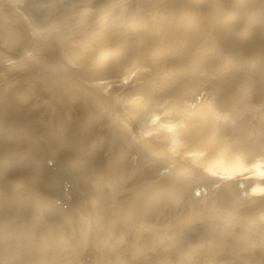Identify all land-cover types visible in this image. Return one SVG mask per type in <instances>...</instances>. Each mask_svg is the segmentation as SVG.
<instances>
[{
    "label": "bare ground",
    "instance_id": "bare-ground-1",
    "mask_svg": "<svg viewBox=\"0 0 264 264\" xmlns=\"http://www.w3.org/2000/svg\"><path fill=\"white\" fill-rule=\"evenodd\" d=\"M0 264H264V0H0Z\"/></svg>",
    "mask_w": 264,
    "mask_h": 264
},
{
    "label": "clouds",
    "instance_id": "clouds-1",
    "mask_svg": "<svg viewBox=\"0 0 264 264\" xmlns=\"http://www.w3.org/2000/svg\"><path fill=\"white\" fill-rule=\"evenodd\" d=\"M74 239L73 238H69V240L67 241V244H68V247H69V249H71L72 248V245L74 244Z\"/></svg>",
    "mask_w": 264,
    "mask_h": 264
}]
</instances>
